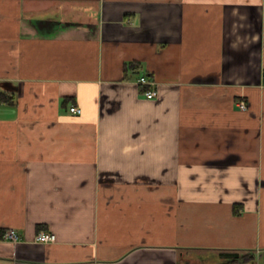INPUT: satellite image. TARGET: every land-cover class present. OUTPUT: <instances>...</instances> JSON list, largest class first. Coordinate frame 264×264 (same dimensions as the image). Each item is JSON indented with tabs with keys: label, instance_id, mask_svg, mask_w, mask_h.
I'll list each match as a JSON object with an SVG mask.
<instances>
[{
	"label": "crops",
	"instance_id": "1",
	"mask_svg": "<svg viewBox=\"0 0 264 264\" xmlns=\"http://www.w3.org/2000/svg\"><path fill=\"white\" fill-rule=\"evenodd\" d=\"M248 253L264 264V0H0V264Z\"/></svg>",
	"mask_w": 264,
	"mask_h": 264
},
{
	"label": "built area",
	"instance_id": "2",
	"mask_svg": "<svg viewBox=\"0 0 264 264\" xmlns=\"http://www.w3.org/2000/svg\"><path fill=\"white\" fill-rule=\"evenodd\" d=\"M136 84L139 86H146L148 87L147 90L143 91V95L146 99L151 100L157 97V92L154 89V82L150 80L146 75L140 76ZM237 107L240 110H247V105L246 102L244 101H239L237 103ZM69 112L74 114V115H80L81 110L75 106H70L68 108ZM3 239L8 242H17L18 241V236L15 233L14 230H8L4 236ZM35 241L43 244H48V243H54L55 242V235L51 232H40L38 235L35 237Z\"/></svg>",
	"mask_w": 264,
	"mask_h": 264
},
{
	"label": "trees",
	"instance_id": "3",
	"mask_svg": "<svg viewBox=\"0 0 264 264\" xmlns=\"http://www.w3.org/2000/svg\"><path fill=\"white\" fill-rule=\"evenodd\" d=\"M147 76V75H146ZM150 78L149 76H147ZM143 90H147L148 87L142 86ZM254 259L253 255L250 253L245 254V255H229L227 257V262L225 264H248L252 262Z\"/></svg>",
	"mask_w": 264,
	"mask_h": 264
}]
</instances>
